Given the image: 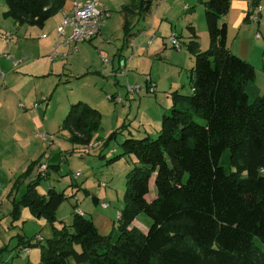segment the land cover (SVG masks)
I'll use <instances>...</instances> for the list:
<instances>
[{
    "label": "trees",
    "instance_id": "obj_1",
    "mask_svg": "<svg viewBox=\"0 0 264 264\" xmlns=\"http://www.w3.org/2000/svg\"><path fill=\"white\" fill-rule=\"evenodd\" d=\"M64 1L4 0L3 15L18 25L42 28ZM156 1L135 0L122 8L124 36L130 35L132 17L148 14ZM199 1L209 47L186 46L194 57L190 91L170 94L171 107L162 114L155 138L128 137L119 154L108 150L114 156L107 164L124 156L135 160L125 175L115 237L100 234L85 214L73 212L69 225L58 221L63 192L50 187L41 195L36 188L58 166L47 165L44 175L24 183L39 165L36 160L12 183V220L26 207L51 227L44 244L33 245L41 249L37 264H69L70 259L76 264H264L256 244L264 246V92L255 85L254 67L226 44V25L219 20L231 0ZM259 2L249 0L250 8ZM101 120L97 109L77 101L60 128L70 144L89 147ZM118 133H109L101 149ZM152 178L155 197L148 202ZM141 213L151 220L146 232L132 226Z\"/></svg>",
    "mask_w": 264,
    "mask_h": 264
},
{
    "label": "crops",
    "instance_id": "obj_2",
    "mask_svg": "<svg viewBox=\"0 0 264 264\" xmlns=\"http://www.w3.org/2000/svg\"><path fill=\"white\" fill-rule=\"evenodd\" d=\"M186 1L189 2L188 5L185 3ZM259 5H261L263 9L258 16V20L252 22L247 18L248 13L251 10L249 0H231L228 13L219 20V23H224L226 25V44L230 51L254 67L255 85L258 91L263 93L264 0H260ZM69 6L70 2L65 0L60 10L51 17L56 19L55 22L52 25H49L51 19H48L42 28H38L29 25H18L12 19L4 17L3 13L6 11V5L4 0H0V38L4 42L9 43L8 46L1 49V51H3L1 54H5V52L9 55L12 54L10 55L11 59H5L0 54V58L4 59H0V72L3 73L4 71L5 74L15 77L17 76V73H19L18 67L20 66V68L24 69H21V73L27 75L23 76L21 79L25 77L31 78L35 74H39L37 70L42 66L46 67L49 65L47 69L48 71H45L47 73H44L46 75L56 72V70H54L56 67L52 63L56 59L50 60L48 57V60H45L44 56H46L48 52L55 49L57 39L54 28L61 19V10L64 9L67 11ZM203 11L205 13V7L199 0H157L152 4L148 14L139 17L144 19L146 25L150 24V28L156 27L158 31L163 22H170L172 24V26H169L170 31L172 32L173 27L181 47L184 45L183 47H185V50L174 51L167 48L168 46L166 47L167 44L165 41L160 38L157 39V36L154 35L157 32L156 30L152 31L147 29L146 32H151V35H153L148 44L151 46L154 44L156 50H154L151 54L152 50L147 51V49L143 50V48H139L132 53L129 59L127 58L128 62H133V59L137 57V61L142 65H144L143 61L145 59L147 61L146 67H143V69L146 70V73H144L145 75L143 76L142 74L141 76V73H137V69L129 70L126 67V64L122 67V70L120 69L121 71L125 70L124 74L122 76L120 75L119 77H115V83L117 86H120L121 89H110L111 92H113L110 95L120 96L123 100L122 103H120L122 108H119V110L115 109V111L117 110L119 114L115 115L114 125L112 127L119 131L117 135L120 136L122 140L128 137L138 139L150 137V132L157 133L160 128L162 114L167 112L171 107L170 94L173 91H177L181 94H187L190 91L189 71L193 67L194 57L187 51L186 46L190 42H197L199 51H205L209 47V37L204 20V14H202ZM201 16L203 21L200 18ZM257 33L262 35L261 39L256 38ZM4 34L10 36V40H4L2 38ZM252 34L255 35L254 39L252 38ZM96 40H99V38ZM87 43L91 44L92 41ZM157 43L158 45H156ZM162 50L163 52H161ZM57 51H59V54L68 53L66 58H57L62 62L63 60H67L73 53L77 52H69V49L65 47H59ZM142 52H146L144 56L141 55ZM102 53L108 56L104 50L100 49L99 57ZM13 61L18 62L15 64L16 66L13 65ZM137 66L140 68V65ZM118 68H120L119 64L117 67L111 68V70L114 72ZM95 73H97V71ZM5 74L4 78L0 79V200L2 199L3 203L10 201V198L14 196L11 195V197H7L12 183L30 163L36 161L37 159L40 160L38 166L44 163L43 157L45 156L47 146H45L44 150V144L42 143L49 145L47 142L42 141L39 137V140L42 142L41 144L34 141V138L36 137L35 130H37V128H43L42 119H40L35 112L38 110L39 103H44L45 105L47 104L49 97L42 96V98L46 99L45 101H42V98H40L38 103L35 102L33 106L28 108L20 102L15 104L14 102L20 92L16 91L14 85L11 86L7 85L8 83H4ZM146 75H149L151 80L156 84L155 94L149 95L142 93L130 98L124 90V84L131 82L142 83L144 82V77ZM132 79L133 81H131ZM185 87H188L187 93L183 92ZM133 104V108L136 106L137 109L134 108V110H132ZM90 106L93 108L96 107L94 105ZM138 115L139 119L137 124H133V120H135ZM141 125L143 126V131L140 133L136 130V128ZM117 135L115 138H117ZM94 155L97 158H101L104 156V152L101 148H98V152ZM131 159L133 162L135 161L133 158ZM115 164L110 165V167H113ZM48 165L58 166L57 164ZM38 166L34 168L30 178H28L24 183H27L36 177ZM56 170L57 168L55 171ZM49 176L50 171L47 178ZM151 183H153V178L150 180L149 187ZM52 188L54 187L52 186ZM37 192L41 195H45V193L39 192L38 189ZM154 197L155 196L149 198L147 195L146 200L149 202ZM2 200L0 207L3 206ZM98 202L103 201L98 198ZM108 207L109 206L107 205L104 209H108ZM118 212L119 210L116 212V219L118 217ZM84 214V216H86V213ZM89 214L91 215V220L98 229L99 233L106 235L110 226L114 224V215L112 213H104L102 210H98L97 208L91 209ZM62 218H65V216ZM71 221L72 216L69 223H71ZM142 221L144 222V220H141L140 215H138L133 221L132 226L146 232L147 229L144 226L145 222L143 223ZM50 235L51 231L49 230L47 238H49ZM19 242H17V244H19ZM9 254L7 255V258L10 257ZM16 255L18 254L15 253L12 255L11 259ZM23 256L24 260H27L28 263L37 260L38 256L40 258V254L32 252L31 249L27 256ZM39 261L40 260L38 259L34 264L39 263Z\"/></svg>",
    "mask_w": 264,
    "mask_h": 264
},
{
    "label": "rangeland",
    "instance_id": "obj_3",
    "mask_svg": "<svg viewBox=\"0 0 264 264\" xmlns=\"http://www.w3.org/2000/svg\"><path fill=\"white\" fill-rule=\"evenodd\" d=\"M99 1L105 4L107 10L110 12V17L101 29L99 40H96L97 38L93 39L91 44L87 42H83L84 44L79 43L77 52L69 56L67 60H63V62L57 59L59 55L56 56V60L52 62L56 67L54 68L56 72L53 74H44L47 73L45 71H48L49 65L39 68L37 70L39 74H35L31 78L25 77L21 79L23 76L27 75L21 73L24 69L20 68V66L18 67L20 71L18 70L19 73H17L15 77L5 74L4 71L3 73L5 74L4 83H8L7 85L11 86L14 85L16 91L20 92L14 102L15 104L20 102L28 108L33 106L35 102L38 103L42 96L49 97L47 104L39 103L38 110L35 112V114L42 119L43 128H37V130H35L36 137L34 141L39 144L42 143L38 138V135L41 133L46 134L47 137L52 136L53 141L51 145L42 143L44 144V150L45 146H47L45 156L43 157V164L46 166L48 164H57L58 168L56 171L50 170V176L42 179L37 185L38 188H36L39 192L45 194L52 186L57 191L63 192L65 199L57 212L58 221L62 224L69 225L72 213L76 208L81 209L86 213V217L91 219L92 217L89 214L90 210L97 208L104 213H112L114 215V224L110 226L106 235H113L115 237L117 232L116 212L123 205L125 175L135 161L133 162L131 159L133 157L131 156H124L117 162L107 164L106 162L114 156L109 154V149H115L117 154L121 151L120 143L122 139L120 136L117 135L116 140L110 143V148L102 149L104 152L103 157L97 158L94 154L98 152V148L89 150L86 146L70 144L67 140V132L62 131L60 128L61 123L69 106L77 101H83L89 103V105L96 106L94 108L101 113L102 120L100 128L95 133L92 143L102 144L107 135L115 130V128H112L114 125V117L116 114H119L117 110L122 108L120 104H115L106 98V94L113 93L110 90L111 88L121 89L120 86H117L115 83V77L120 76L119 73L126 64L129 70L137 69V73H141V76L142 74L144 76L146 70L143 69V67H146L147 61L144 59V65H142L137 61V57L133 59V62H128L127 58L129 59L132 53L139 48H143V50L147 49V51L152 50L151 54L156 50L154 44L152 46L148 44L153 35H151V32H146L147 29L152 31L156 30L157 32L154 35L157 36V39H163L167 44H165L166 47L168 46L167 48L178 51L185 50V47H183L184 45L181 47L178 37V49L170 43L169 37L176 34L173 27L172 32L170 31L169 26H172L170 22H163L158 31L156 27L150 28V24L146 25L144 19L138 17H132L130 35L127 37L124 36L123 38L122 23L124 14L122 8L134 4L135 0ZM185 3H187V5L189 4L188 1ZM202 14H204V11ZM200 18L203 21L202 16ZM50 19L49 25H52L56 19ZM254 37L255 35L252 34L253 39ZM8 45L9 43L4 42L0 38V54L3 52L1 49ZM156 45H158V43ZM100 49L107 53L108 63H103L101 55L99 57ZM52 51L44 56L45 60H48V57L50 58L49 54H51ZM161 52H163V50ZM57 53L59 54V51H57ZM145 53L146 52H142L141 55L144 56ZM0 59L4 60L3 58ZM118 64L120 68L112 72L111 68L117 67ZM137 65H140V68ZM96 71L97 73H95ZM131 81H133V79ZM133 83L141 82H131L130 84ZM183 92L187 93L188 87H185ZM129 97L132 98V96ZM133 106L134 104L132 105V110H134V108L137 109L136 106L134 108ZM115 109L117 110L115 111ZM138 119L139 115L133 120V124H137ZM136 130L141 133L143 131V126H138ZM149 135L151 138H155L157 133L150 132ZM112 164L115 165L110 167ZM76 173H80V176L75 178L74 175ZM9 193L10 190L7 197H11L8 196ZM93 196L96 198L98 197L103 202L97 201V203H95L92 200ZM152 196H155V187L153 183L150 185L148 194L149 198ZM11 199L12 197L10 201L4 203L1 199L3 206L0 207V264H34L38 259L40 260L39 256L34 262L28 263L27 260H24V256L20 250L26 246L30 248L32 252L41 254L40 247L33 246L34 244H38L35 238L37 235L41 238L45 237L40 243L41 245L44 244L45 239H47L48 231H51V227L44 219L35 218L26 207H21L18 218L12 220L9 214L12 207ZM102 203H106L109 206L108 209H104ZM64 216L65 218H62ZM140 218L144 220V226L148 229L151 220L144 213L140 214ZM20 237L23 238V243L29 240V246L27 243H20ZM17 242H19L20 247L18 246L16 248ZM256 244L264 252V246L257 241ZM15 253L18 255L13 256L11 259V256ZM8 254L10 257L7 258ZM68 262L69 264H76L71 259Z\"/></svg>",
    "mask_w": 264,
    "mask_h": 264
},
{
    "label": "built area",
    "instance_id": "obj_4",
    "mask_svg": "<svg viewBox=\"0 0 264 264\" xmlns=\"http://www.w3.org/2000/svg\"><path fill=\"white\" fill-rule=\"evenodd\" d=\"M68 1L70 2L69 9L67 11L64 9L61 10V19L54 28L57 41L55 49L50 54V60H53L58 55L59 58H66L68 53H57V49L59 47H65L69 49V52H75L77 51L79 43L90 42L93 39L99 38L103 25L110 17L109 10H107L105 5L99 0ZM262 9V6L259 4L252 8L248 13V20L252 22L257 21ZM2 38L6 41L10 40V36H7L5 34L2 36ZM256 38L261 39L262 35L260 33H257ZM169 41L175 48H179L177 44V35H171L169 37ZM2 57L5 59H11V56L7 53L2 54ZM101 59L103 63H108L107 56L104 53H102ZM17 63V61H13V65ZM119 74L123 75L124 71H121ZM3 78L4 74L0 72V79ZM124 90L128 96H137L142 93L153 95L156 92V84L151 80L149 75H146L144 77V82L142 83L124 84ZM106 98L107 100L114 102L115 104H120L123 101L122 98L117 95L107 94ZM45 100V98H42V101ZM38 137L42 141L47 142L49 145L52 142V137H47V135L44 133L39 134ZM100 147V143H93L91 146L88 147V149L91 150L92 148ZM45 173L46 165L41 164L37 169V174L44 175ZM74 176L75 178L79 177L80 173H76ZM102 207L106 208L107 204L102 203ZM74 213L80 216L84 215V212L77 208L74 209ZM35 239L37 242H41L43 238L37 235ZM20 252L23 255L27 256L30 252V248L23 247Z\"/></svg>",
    "mask_w": 264,
    "mask_h": 264
}]
</instances>
